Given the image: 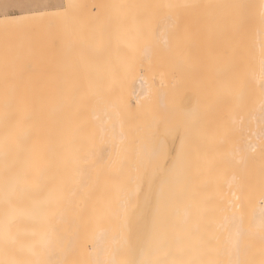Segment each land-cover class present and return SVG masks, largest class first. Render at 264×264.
<instances>
[{
	"label": "bare ground",
	"instance_id": "bare-ground-1",
	"mask_svg": "<svg viewBox=\"0 0 264 264\" xmlns=\"http://www.w3.org/2000/svg\"><path fill=\"white\" fill-rule=\"evenodd\" d=\"M98 1L0 36V262L264 264V2Z\"/></svg>",
	"mask_w": 264,
	"mask_h": 264
},
{
	"label": "rangeland",
	"instance_id": "rangeland-1",
	"mask_svg": "<svg viewBox=\"0 0 264 264\" xmlns=\"http://www.w3.org/2000/svg\"><path fill=\"white\" fill-rule=\"evenodd\" d=\"M104 1L103 4L102 2L98 1L99 3H101V5L98 6L103 7V9L106 7V11L107 6L112 7V4H110V0ZM114 3L117 4V6L129 5V7L127 8L128 14L123 12L127 14L126 21L123 22V16H120L119 14H117L119 16L116 17L110 14L108 15V13H110V11L108 10L107 15L113 16L114 18L111 17L112 19H107L108 17L106 16V18L102 19L104 21L105 19H107L108 22L109 20L111 21L113 19H117V21L113 20L114 22H112L113 24H111L114 25V23H116V25H118L117 33L119 30L118 37L121 39L126 36V32H124L125 29H123L122 24H125L129 21V16L132 14V9L136 8L137 12L147 13L154 16H158L159 14L160 17L164 15V13L159 9L160 5H162L163 3H168L169 5L173 6L178 3H184V0H116ZM83 5L84 0H0V36L14 38L27 36L30 37V39H32L33 37H37L36 39H39V36L42 37L43 34L39 35L37 33H43L44 30L51 32V34H49L48 36H61V34L65 32L66 26L74 20V18H72L73 13H76V10L82 7ZM196 5L201 7L204 4L196 3ZM236 5L252 7V5H254V0H244L242 3H238ZM113 6L114 10H116V5ZM99 9L101 11V14L105 13L102 8ZM117 9H120V7ZM119 12L121 13V11ZM98 18L99 17H97V19ZM99 20L101 19L99 18ZM182 20L189 22L193 21L191 17L184 18ZM34 38L32 40H35ZM14 67L16 68L18 66L14 65ZM20 68L21 67H18L17 69ZM256 162L258 163V161Z\"/></svg>",
	"mask_w": 264,
	"mask_h": 264
},
{
	"label": "snow or ice",
	"instance_id": "snow-or-ice-1",
	"mask_svg": "<svg viewBox=\"0 0 264 264\" xmlns=\"http://www.w3.org/2000/svg\"><path fill=\"white\" fill-rule=\"evenodd\" d=\"M264 2V0H262ZM0 264H3V262H0ZM129 264H160L158 261H133L129 262Z\"/></svg>",
	"mask_w": 264,
	"mask_h": 264
}]
</instances>
